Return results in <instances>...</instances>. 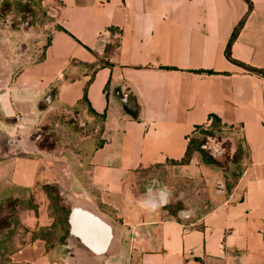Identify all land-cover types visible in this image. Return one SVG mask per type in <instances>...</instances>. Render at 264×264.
<instances>
[{"label": "crops", "instance_id": "1", "mask_svg": "<svg viewBox=\"0 0 264 264\" xmlns=\"http://www.w3.org/2000/svg\"><path fill=\"white\" fill-rule=\"evenodd\" d=\"M33 1L56 17L42 61L15 74L0 30V180L35 207L22 214L25 244L11 264H94L113 252L128 264H264V74L239 66L264 72V0ZM56 111L96 127L70 189L56 151L29 143ZM212 116L245 152L230 191L199 153L180 164ZM47 184L71 211L61 244L74 259L31 241L54 224Z\"/></svg>", "mask_w": 264, "mask_h": 264}, {"label": "rangeland", "instance_id": "2", "mask_svg": "<svg viewBox=\"0 0 264 264\" xmlns=\"http://www.w3.org/2000/svg\"><path fill=\"white\" fill-rule=\"evenodd\" d=\"M3 1H7V5ZM25 0H0V30L3 32L2 41L10 48V56L14 58L16 62L15 74L24 68L31 67L36 63H39L45 57V52L49 46L53 30L55 28L56 17L53 13L44 9L39 3L32 1L28 3L31 10L24 12L20 9L19 3ZM53 92L51 93V96ZM53 102V100H52ZM52 104V103H51ZM49 103L44 99L40 103V107L45 109ZM78 113H71L70 115L62 114L59 111L50 114L45 122L35 128L32 132L33 136L30 138V144L41 143L48 146L50 151H56V157L62 160L60 169H57L58 179L65 181V186L70 189L71 185L76 183L74 177L79 180L83 177L84 169L86 165L84 160L79 156L83 154V148L89 145V141L92 142L95 139L96 134L94 123L89 120L83 119V116L77 115ZM74 125L76 129H74ZM44 130L42 131V128ZM38 129V131H37ZM199 136L201 140L209 141L201 134ZM229 131L223 129L215 130L214 140L211 141V145H218L221 148V156L218 157L221 169L228 174V180L230 184L235 185L233 179V173L236 168H240V172L243 170L244 160V148L241 143V139L233 137ZM39 135L41 136L39 138ZM87 137H91V140H86ZM39 138V139H38ZM86 141V142H85ZM55 145V146H53ZM55 147V148H54ZM242 152L237 155L238 149ZM81 154V155H80ZM30 155V152L28 154ZM59 155V156H57ZM52 158L53 161L57 158ZM58 160V159H57ZM237 161V165L234 162ZM2 162V159H0ZM51 169H55L52 166L50 160L48 161ZM70 174V179L68 174ZM7 179V178H4ZM5 181L0 180V217H5V214H10L14 206V198L10 194L9 186H5ZM65 201L70 203L75 202L71 195L67 194ZM76 199V198H75ZM24 236L22 232L14 238L13 242H5L4 248L0 252V264H11L10 256L23 246ZM69 248H63V245L57 240L49 242L50 248H61L64 250L63 254L69 258L74 259L77 257L76 249L70 244ZM115 253V252H113ZM108 254L106 258L101 261H97L94 264H128V257L112 254Z\"/></svg>", "mask_w": 264, "mask_h": 264}, {"label": "trees", "instance_id": "3", "mask_svg": "<svg viewBox=\"0 0 264 264\" xmlns=\"http://www.w3.org/2000/svg\"><path fill=\"white\" fill-rule=\"evenodd\" d=\"M5 5H7V1H3ZM28 3H32L31 0H25L21 1L19 3L20 9L24 12L30 11L31 7L28 5ZM243 27V22L237 27L235 30L233 37L229 43V46L227 48V58L233 62L231 58V46L236 40L241 28ZM239 66L245 68L248 72L258 74V75H263L264 72L258 71L252 68H249L243 64H239ZM86 99V97H85ZM52 101V100H51ZM90 112L94 115L96 113L92 110ZM99 119L105 121L106 117L101 116ZM211 129L210 130H205L204 128H199L198 130L203 134V136L208 139L210 142L214 140V132L215 130L222 129V122L218 117L212 116L211 117ZM77 125H74V129H76ZM45 127H43L42 131L44 130ZM207 144V141L201 140L199 138L197 139H192L189 143L188 146V151L186 158L180 162V164H188L191 161L192 155L194 153H199L205 164L214 166V167H219L220 163L217 159L212 157L211 153L206 150L205 146ZM39 146L41 148L48 149V146L42 145V142L39 143ZM242 150L239 148L237 151V155L241 154ZM172 164H178L177 162H173ZM234 164L237 165V161L234 162ZM245 168H243L244 170ZM243 170L240 172V168H236V171L233 173V179L235 181V184L237 181L242 177L243 175ZM234 187L233 184H230L228 182L227 189L230 191ZM43 189L45 193L47 194L50 202H51V215L54 219V224L51 227V230H41L37 234L32 235L31 241H34L36 239H43L49 243L54 239H58L59 235H62L59 239V241L64 244L68 237L70 236V229H69V218H70V209L67 208L63 204V197L61 195V192L59 188L56 185H51L47 184L43 186ZM34 211L35 207L32 203L31 200L29 199H19V200H14V206L13 210H11L10 214H5V217H0V252L1 249H6L4 248L5 242H13L14 238L18 235L19 231L24 230L27 232L25 229H23L22 226V214L28 211ZM25 243H23L24 245Z\"/></svg>", "mask_w": 264, "mask_h": 264}, {"label": "water", "instance_id": "4", "mask_svg": "<svg viewBox=\"0 0 264 264\" xmlns=\"http://www.w3.org/2000/svg\"><path fill=\"white\" fill-rule=\"evenodd\" d=\"M152 190H153V187H150V188L147 189L146 193H147L148 198H149V196H150V192H151ZM161 206L163 207V206H165V204L162 203V205H158V208L161 207Z\"/></svg>", "mask_w": 264, "mask_h": 264}, {"label": "built area", "instance_id": "5", "mask_svg": "<svg viewBox=\"0 0 264 264\" xmlns=\"http://www.w3.org/2000/svg\"><path fill=\"white\" fill-rule=\"evenodd\" d=\"M210 129H211V124H209L208 126L205 127V130H210Z\"/></svg>", "mask_w": 264, "mask_h": 264}]
</instances>
